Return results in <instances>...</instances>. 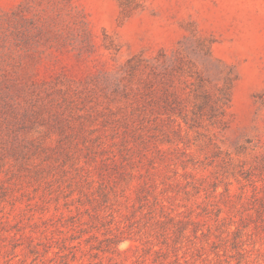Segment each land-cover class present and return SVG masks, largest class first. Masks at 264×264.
<instances>
[{"label": "rangeland", "instance_id": "1", "mask_svg": "<svg viewBox=\"0 0 264 264\" xmlns=\"http://www.w3.org/2000/svg\"><path fill=\"white\" fill-rule=\"evenodd\" d=\"M143 253L264 264V0H0V264Z\"/></svg>", "mask_w": 264, "mask_h": 264}, {"label": "trees", "instance_id": "2", "mask_svg": "<svg viewBox=\"0 0 264 264\" xmlns=\"http://www.w3.org/2000/svg\"><path fill=\"white\" fill-rule=\"evenodd\" d=\"M195 223V225L198 223V221H195L194 222ZM167 253H163L162 255H163V259H159V260H157V259H153V261H155L156 262V264H167L168 262L166 261H164V260H166L165 258H167V255H166ZM96 264H120V263H118V262H114V261H110V262H108V263H104L103 262V260H101V259H99L97 262H95ZM76 264H81V262H79V263H76ZM135 264H150L149 262H147V257H146V255L143 253V254H140V256L137 258V260H136V262H135Z\"/></svg>", "mask_w": 264, "mask_h": 264}]
</instances>
